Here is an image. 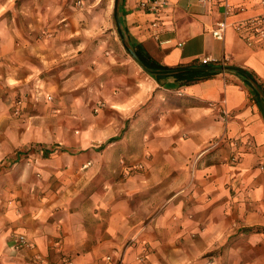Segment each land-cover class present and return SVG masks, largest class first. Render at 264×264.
I'll list each match as a JSON object with an SVG mask.
<instances>
[{
	"label": "crops",
	"instance_id": "crops-1",
	"mask_svg": "<svg viewBox=\"0 0 264 264\" xmlns=\"http://www.w3.org/2000/svg\"><path fill=\"white\" fill-rule=\"evenodd\" d=\"M76 1L0 0V264H39L37 255L49 264H264L262 97L236 70L186 83L174 75L205 71L155 79L117 46L93 54L77 40L88 2ZM140 1L120 0L134 51L163 70H242L264 92V42L250 47L233 28L258 16L262 0H157L158 13ZM61 92L74 94L75 163L39 170L20 150L18 118ZM100 143L106 152L93 150ZM131 143L139 151L124 158L138 170L120 167L122 182L83 197L97 175H114V149ZM53 175L63 181L53 186Z\"/></svg>",
	"mask_w": 264,
	"mask_h": 264
},
{
	"label": "rangeland",
	"instance_id": "rangeland-1",
	"mask_svg": "<svg viewBox=\"0 0 264 264\" xmlns=\"http://www.w3.org/2000/svg\"><path fill=\"white\" fill-rule=\"evenodd\" d=\"M84 1L86 3L88 2L89 7H87V9L82 12V14L78 15L82 16V18L80 20L81 22L79 23L80 28L78 29L79 33L77 35V40L83 44H86L87 50L92 51V53L98 51L99 53L104 54L111 49L115 51L117 46V48L121 50L122 54L129 56L122 46L114 26L112 16L114 0H77L75 5H77L79 8H83L85 6ZM63 29H67V27L64 26ZM129 58L130 62L135 64L134 60L131 57ZM89 94L90 90L86 96L88 97L86 98V103L90 102V104H92ZM51 95L52 97L50 96V104H40L36 106V108L27 109L24 114H21L22 116L18 118L19 124L16 128V131H19L18 136L20 140V150H24L26 154H33L31 161L37 168H40L39 170H42L43 167L48 166L51 168H59L58 171H61L62 167L70 165V162L72 163L73 161L72 159L70 160V157H68L67 154H74L78 150L74 147L73 140L75 136L79 135V133L75 132L77 127L75 126L76 121L73 119L74 113L70 109L72 107L68 106L74 102V94H63L61 92L60 96L57 94ZM85 95L86 92L83 91L82 96L84 97ZM56 102H58L59 105ZM66 105L67 110H64ZM92 116L96 117L97 113L92 111ZM127 123V121L124 122L123 128H121L120 131H124L127 128ZM103 144L106 145L105 143ZM103 144H96L97 147L93 148V150H96L100 153L106 152L105 150H107V147H104ZM45 148H47V150H51L50 155L45 154ZM114 150L118 152L119 158L118 160L114 161L113 159H110L111 163H116L113 165L114 175L108 177L106 175H97L96 178L93 179L85 188V192L82 191L83 197H88L90 189L92 191L95 189L94 187H91L92 185H101L102 182L106 183V181H112L115 184L122 182L124 176L126 175L124 172L118 174V168L120 167H134L133 169L136 171L138 170L137 166L140 164H129L124 158L125 155H128L129 151L131 154L134 152L136 154L138 153V143H131L130 145L115 148ZM109 154H111V152H109ZM101 160L102 159H99V161ZM74 163L75 161H73V166ZM35 175L40 181L42 180V174L40 171H36ZM51 181L53 186L60 184L63 181L62 175L51 176Z\"/></svg>",
	"mask_w": 264,
	"mask_h": 264
},
{
	"label": "built area",
	"instance_id": "built-area-1",
	"mask_svg": "<svg viewBox=\"0 0 264 264\" xmlns=\"http://www.w3.org/2000/svg\"><path fill=\"white\" fill-rule=\"evenodd\" d=\"M202 3H206L208 0H200ZM219 2V0H214ZM261 13L258 16L251 17L243 20L242 22L235 24L233 28L240 34L244 40V42L253 47L258 43L264 42V0L261 1ZM164 7L163 3L158 2L157 0H144L139 2V8L142 11L158 13ZM224 18L227 17L230 13V8L225 5L224 9ZM155 26V25H154ZM229 27L228 23L225 19L216 22L213 27L211 34L217 40H222L224 38V34L226 29ZM210 62L209 58L205 57L200 59V63L202 65H206ZM48 100H51V97H47ZM15 243L20 247H30L29 242H27L26 238L23 235H18L15 238ZM110 257H107V260ZM142 260V258H140ZM36 262L39 264H49L45 261L41 256L35 257ZM60 264H73L71 260L64 259Z\"/></svg>",
	"mask_w": 264,
	"mask_h": 264
},
{
	"label": "water",
	"instance_id": "water-1",
	"mask_svg": "<svg viewBox=\"0 0 264 264\" xmlns=\"http://www.w3.org/2000/svg\"><path fill=\"white\" fill-rule=\"evenodd\" d=\"M119 10H120V0H114L113 1V22L114 26L116 28V32L120 38V41L122 43V46L126 50V52L129 54V56L134 60V62L148 75L151 76H163V75H174L178 74L181 72H186V71H225V70H236L237 72H240L243 74L246 79L249 81V83L253 86V88L258 92V94L262 97L264 100V92L260 88V86L256 83V81L246 72L242 70H237L235 68H228V67H196V68H189V69H183V70H150L144 64L140 61L138 56L136 55L135 51L131 48L129 43L127 42L123 30H122V25L120 21V15H119Z\"/></svg>",
	"mask_w": 264,
	"mask_h": 264
},
{
	"label": "trees",
	"instance_id": "trees-1",
	"mask_svg": "<svg viewBox=\"0 0 264 264\" xmlns=\"http://www.w3.org/2000/svg\"><path fill=\"white\" fill-rule=\"evenodd\" d=\"M136 55L140 59V61L150 70H163L164 68L151 60L149 57L144 56L140 51L135 50ZM216 72H193V73H185V74H178L174 75V78L177 80H184L186 83H192L200 80L207 79L213 75H215ZM160 76L154 77L155 79H159Z\"/></svg>",
	"mask_w": 264,
	"mask_h": 264
}]
</instances>
